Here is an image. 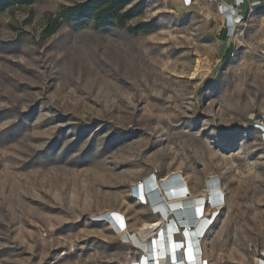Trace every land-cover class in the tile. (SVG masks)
<instances>
[{
	"label": "rangeland",
	"instance_id": "obj_1",
	"mask_svg": "<svg viewBox=\"0 0 264 264\" xmlns=\"http://www.w3.org/2000/svg\"><path fill=\"white\" fill-rule=\"evenodd\" d=\"M84 1L0 0V264H129L164 217L131 189L174 170L192 194L219 178L203 260L259 264L264 4L227 31L213 2L103 0L131 15L102 26L70 15Z\"/></svg>",
	"mask_w": 264,
	"mask_h": 264
},
{
	"label": "bare ground",
	"instance_id": "obj_2",
	"mask_svg": "<svg viewBox=\"0 0 264 264\" xmlns=\"http://www.w3.org/2000/svg\"><path fill=\"white\" fill-rule=\"evenodd\" d=\"M208 68V61L198 57L192 74L203 76ZM207 178L203 184V193L199 194L191 193L184 176L178 170L170 171L161 178L148 174L145 179L134 183L131 190L137 202L153 207L164 217L136 226L132 240L142 249L137 258L128 261L129 264H209L202 258L200 241L217 217L219 208L215 207H222L224 198L219 178ZM209 208L215 209L212 211ZM104 211L107 213L101 220L110 221L119 230V235L129 242L126 221L120 211ZM259 264H264V260H260Z\"/></svg>",
	"mask_w": 264,
	"mask_h": 264
},
{
	"label": "trees",
	"instance_id": "obj_3",
	"mask_svg": "<svg viewBox=\"0 0 264 264\" xmlns=\"http://www.w3.org/2000/svg\"><path fill=\"white\" fill-rule=\"evenodd\" d=\"M31 1V0H24ZM103 0H86L75 5L71 8L70 15L73 16L74 20H81L83 18H94L100 25L107 26L112 24V19L116 20L118 24H122L124 18L131 15L129 11L118 12L120 5L114 7L112 4H106L102 2ZM143 24L137 25L131 28V31H136L141 29ZM225 34V33H224ZM231 49V44L225 50L224 56L229 54Z\"/></svg>",
	"mask_w": 264,
	"mask_h": 264
},
{
	"label": "built area",
	"instance_id": "obj_4",
	"mask_svg": "<svg viewBox=\"0 0 264 264\" xmlns=\"http://www.w3.org/2000/svg\"><path fill=\"white\" fill-rule=\"evenodd\" d=\"M184 6H190L199 1L213 2L216 10L223 18L225 30L236 29L245 21V16L251 13L264 0H180ZM264 132V129H261ZM264 135V134H263ZM262 140L264 141V136Z\"/></svg>",
	"mask_w": 264,
	"mask_h": 264
},
{
	"label": "crops",
	"instance_id": "obj_5",
	"mask_svg": "<svg viewBox=\"0 0 264 264\" xmlns=\"http://www.w3.org/2000/svg\"><path fill=\"white\" fill-rule=\"evenodd\" d=\"M216 186H217V185H216ZM114 223H115L116 227H118V229H119L118 222H117V221H115ZM175 238H178V236H176ZM175 261H176V260H175ZM172 263H173V262H172ZM175 263H177V262H175Z\"/></svg>",
	"mask_w": 264,
	"mask_h": 264
},
{
	"label": "clouds",
	"instance_id": "obj_6",
	"mask_svg": "<svg viewBox=\"0 0 264 264\" xmlns=\"http://www.w3.org/2000/svg\"><path fill=\"white\" fill-rule=\"evenodd\" d=\"M99 219H104V214L100 215Z\"/></svg>",
	"mask_w": 264,
	"mask_h": 264
},
{
	"label": "snow or ice",
	"instance_id": "obj_7",
	"mask_svg": "<svg viewBox=\"0 0 264 264\" xmlns=\"http://www.w3.org/2000/svg\"><path fill=\"white\" fill-rule=\"evenodd\" d=\"M177 247H178V245H177Z\"/></svg>",
	"mask_w": 264,
	"mask_h": 264
}]
</instances>
